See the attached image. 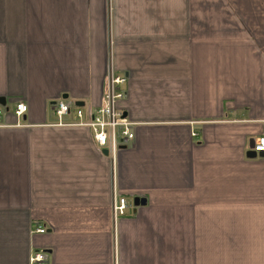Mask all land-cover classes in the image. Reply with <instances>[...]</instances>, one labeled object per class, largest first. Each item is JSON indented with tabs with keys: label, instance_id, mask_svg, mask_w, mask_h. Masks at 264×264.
I'll use <instances>...</instances> for the list:
<instances>
[{
	"label": "crops",
	"instance_id": "0c3cea01",
	"mask_svg": "<svg viewBox=\"0 0 264 264\" xmlns=\"http://www.w3.org/2000/svg\"><path fill=\"white\" fill-rule=\"evenodd\" d=\"M110 54L116 156L53 111L96 108ZM0 98V264H264V0H0Z\"/></svg>",
	"mask_w": 264,
	"mask_h": 264
},
{
	"label": "built area",
	"instance_id": "2783aa9c",
	"mask_svg": "<svg viewBox=\"0 0 264 264\" xmlns=\"http://www.w3.org/2000/svg\"><path fill=\"white\" fill-rule=\"evenodd\" d=\"M127 79V75L120 73L115 65L109 61L105 72L100 104L96 108L85 112L81 107L66 99H58L53 103V111L58 119L57 123L89 127L97 147L116 156L121 148L132 144L136 137V123L121 107V102L126 98L125 86ZM27 110L28 105L23 101H19L15 105L14 114L20 120ZM4 113L5 108L0 105V126L3 125L2 117ZM71 114L75 115V119L67 122L65 117ZM192 135L196 136L197 133L193 132ZM251 150L257 154L264 151V133L254 141ZM127 207V199L116 194L115 217L124 215ZM35 231L45 233L46 228L38 227ZM44 261L45 256L42 252H35L31 256V264H42Z\"/></svg>",
	"mask_w": 264,
	"mask_h": 264
},
{
	"label": "water",
	"instance_id": "95a60500",
	"mask_svg": "<svg viewBox=\"0 0 264 264\" xmlns=\"http://www.w3.org/2000/svg\"><path fill=\"white\" fill-rule=\"evenodd\" d=\"M0 103L4 104V102L1 100V98H0ZM76 105L79 106V105H81V103H77ZM254 141H255V140H253V142H252V146H251V148H252L253 145H254ZM104 153L107 154L108 151H107V150H104ZM247 155H248L249 157L263 156V155H264V151H260V152L257 154L255 151L251 150L250 152H248ZM134 203H135V205L145 204V203H146V199L143 198V197H136V198L134 199Z\"/></svg>",
	"mask_w": 264,
	"mask_h": 264
},
{
	"label": "rangeland",
	"instance_id": "374dc122",
	"mask_svg": "<svg viewBox=\"0 0 264 264\" xmlns=\"http://www.w3.org/2000/svg\"><path fill=\"white\" fill-rule=\"evenodd\" d=\"M110 60L109 61H111L112 62V64H114L115 65V67L117 68V66H116V59H115V54H110ZM69 121V120H68ZM67 121V122H68ZM58 122V121H57Z\"/></svg>",
	"mask_w": 264,
	"mask_h": 264
}]
</instances>
